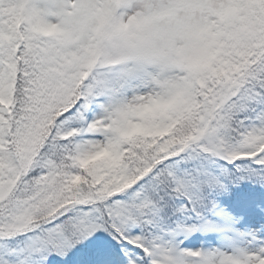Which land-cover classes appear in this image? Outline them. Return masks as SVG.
I'll use <instances>...</instances> for the list:
<instances>
[{
    "label": "snow or ice",
    "instance_id": "1",
    "mask_svg": "<svg viewBox=\"0 0 264 264\" xmlns=\"http://www.w3.org/2000/svg\"><path fill=\"white\" fill-rule=\"evenodd\" d=\"M0 264H264V0H0Z\"/></svg>",
    "mask_w": 264,
    "mask_h": 264
}]
</instances>
